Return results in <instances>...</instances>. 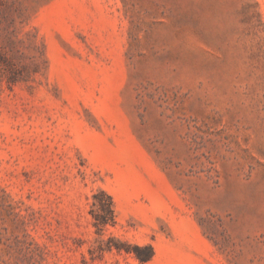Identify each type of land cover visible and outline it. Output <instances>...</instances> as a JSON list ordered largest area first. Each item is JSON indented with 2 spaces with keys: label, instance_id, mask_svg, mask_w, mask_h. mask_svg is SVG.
<instances>
[{
  "label": "rangeland",
  "instance_id": "rangeland-1",
  "mask_svg": "<svg viewBox=\"0 0 264 264\" xmlns=\"http://www.w3.org/2000/svg\"><path fill=\"white\" fill-rule=\"evenodd\" d=\"M0 264H264V0H0Z\"/></svg>",
  "mask_w": 264,
  "mask_h": 264
},
{
  "label": "trees",
  "instance_id": "trees-1",
  "mask_svg": "<svg viewBox=\"0 0 264 264\" xmlns=\"http://www.w3.org/2000/svg\"><path fill=\"white\" fill-rule=\"evenodd\" d=\"M107 211L111 214L112 213V206H111V202L109 201L108 203V207H107ZM96 220H98L95 223V226L97 227V229H101L102 226H104L106 224V221L102 218V217H97ZM150 257V255H146L144 257H140V260H147Z\"/></svg>",
  "mask_w": 264,
  "mask_h": 264
}]
</instances>
